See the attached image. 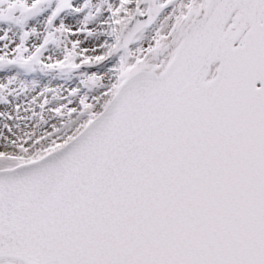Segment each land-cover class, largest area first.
<instances>
[{
  "label": "snow or ice",
  "instance_id": "1",
  "mask_svg": "<svg viewBox=\"0 0 264 264\" xmlns=\"http://www.w3.org/2000/svg\"><path fill=\"white\" fill-rule=\"evenodd\" d=\"M0 264H264V0H0Z\"/></svg>",
  "mask_w": 264,
  "mask_h": 264
}]
</instances>
